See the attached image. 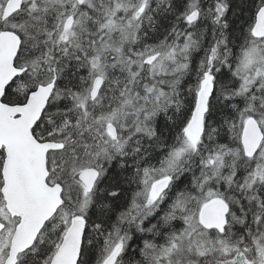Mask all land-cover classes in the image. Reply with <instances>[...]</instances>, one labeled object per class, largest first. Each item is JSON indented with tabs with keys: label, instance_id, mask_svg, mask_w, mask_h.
I'll list each match as a JSON object with an SVG mask.
<instances>
[{
	"label": "trees",
	"instance_id": "16d2710c",
	"mask_svg": "<svg viewBox=\"0 0 264 264\" xmlns=\"http://www.w3.org/2000/svg\"><path fill=\"white\" fill-rule=\"evenodd\" d=\"M61 1L23 0L10 16H0V30L21 38L15 65L26 67L2 100L23 103L38 84L55 79L32 132L63 144L46 155L47 182L64 185L61 205L16 264H49L77 215L85 226L76 264H100L119 243L115 264L261 262L264 157L244 154L241 131L249 117L261 126L264 74H246L241 65L253 46L264 57V37L252 30L264 0H144L140 6V0H90L75 4L79 25L70 34L59 33L58 20L67 13ZM190 12L196 19L186 18ZM206 73L212 89L202 132L190 143L185 127ZM97 74L102 85L90 99ZM3 158L0 148V186ZM88 166L99 174L84 197L77 173ZM161 176H169L168 185L150 199L148 185ZM214 197L229 205L221 233L198 221L200 206ZM2 207L0 193V213ZM192 223L191 232L197 226L207 232L204 253L176 260L173 251Z\"/></svg>",
	"mask_w": 264,
	"mask_h": 264
},
{
	"label": "water",
	"instance_id": "95a60500",
	"mask_svg": "<svg viewBox=\"0 0 264 264\" xmlns=\"http://www.w3.org/2000/svg\"><path fill=\"white\" fill-rule=\"evenodd\" d=\"M20 5V0H6L1 17H8L18 10ZM139 14L140 10H137L136 16ZM196 17V12H190L186 16L188 20H194ZM72 20V15H68L64 25H70ZM252 30L257 37L264 36V4L256 12ZM20 41L21 38L16 31L0 30V148L4 151L0 192L8 214L17 217L8 253L2 264H16L19 253L33 244L44 223L62 202L61 184L47 182L46 154L49 150L61 148L63 144L53 140H38L32 132L35 122L47 105L55 79L38 84L28 92L23 103L9 104L2 100L6 86L26 69L25 66L18 67L14 63ZM150 60L151 57L146 58V61ZM207 75L209 76L208 73ZM101 83L102 76L96 75L89 91L91 99L97 95ZM211 89L212 83L207 80L198 90L195 106L185 128L187 132L195 135L201 133ZM106 128L113 136L116 135L113 123H107ZM263 137L264 132L256 119L249 117L243 122L241 144L246 156L252 157L256 153ZM98 174V169L93 166L79 171L78 177L87 191L92 189ZM168 182L169 176L153 180L148 191L150 199L156 198L166 188ZM228 211L229 205L224 199L214 198L200 206L198 220L205 229L214 228L221 233L227 223ZM4 226L5 223L0 220V232ZM84 226L83 217L73 216L70 219L49 264L77 263ZM121 248L122 243H119L105 256L101 264H115Z\"/></svg>",
	"mask_w": 264,
	"mask_h": 264
},
{
	"label": "rangeland",
	"instance_id": "374dc122",
	"mask_svg": "<svg viewBox=\"0 0 264 264\" xmlns=\"http://www.w3.org/2000/svg\"><path fill=\"white\" fill-rule=\"evenodd\" d=\"M21 1H23V0H21ZM26 1H28L27 2L28 5L31 4V2H30L31 0H26ZM86 1H90V0H62L61 1V4L66 6V8H65V10H63V12L67 11V13L64 14L63 16H61L58 20V22L61 24L59 33L70 34L72 31H74L78 27V25H79L78 20L76 18L74 19V16L72 15V11L74 10L76 3L83 4ZM143 1L144 0H140L139 6H140V4H142ZM5 2H6V0H0V14H1V11H2V8H3V5L5 4ZM139 9H140V7H139ZM67 15H72L73 20L71 21L70 25L64 26V21H65ZM262 55L263 54L259 50V45L253 46V48H251L249 50V52H247L244 56L243 65H241V72H245L246 74H249V75L252 74L255 77L264 74V57ZM153 64H155V63H153ZM207 80L211 81V77H208V75L205 74L203 76L201 82H200V87ZM106 122H110V120H107ZM261 126L264 128V118H262ZM185 133H186V136L188 137L190 143H193V142L195 143L198 136L193 134V133L186 132V130H185ZM259 155L264 157V142H263L262 147L260 146V148H259ZM179 156H180V149L172 152L169 159H168L167 164L172 165V163H174ZM158 178H160V177H158ZM156 179L157 178H155L153 180H156ZM86 194L87 193L84 192V196H86ZM2 208L3 209H1L0 219L6 223V226L2 230V232L0 233V264L2 263L5 256L7 255L9 239H10L12 229L14 226V223H12L13 220L10 219V216L8 215V213L6 212L4 207H2ZM194 226H196V225L192 223V224L187 226V228H188L187 231H186V229H187L186 228L182 232V234L184 233V235L181 237V241H180V244L182 246L176 247V249H174V251H173V257L176 260L184 259L186 256L192 255V254H197L196 258H195V259H197V257H200V255H202L204 253V251H202L201 249H203V248L205 249V246H206L205 241H206V238L208 237L207 232L202 230V229H199L200 226L199 227L197 226L198 228L195 227V230L193 232H191L190 230H193ZM223 249H224V246H222L221 250H223ZM199 250H201L200 251L201 254L199 253ZM236 255L238 257H240V252H237ZM261 260H262L261 262H256V264H264V255L261 256ZM243 261H245V260L243 259ZM252 264H254V262H252Z\"/></svg>",
	"mask_w": 264,
	"mask_h": 264
},
{
	"label": "flooded vegetation",
	"instance_id": "af4514ba",
	"mask_svg": "<svg viewBox=\"0 0 264 264\" xmlns=\"http://www.w3.org/2000/svg\"><path fill=\"white\" fill-rule=\"evenodd\" d=\"M102 85V84H101ZM90 87H91V85H90ZM101 87V86H100ZM100 89V88H99ZM49 152V151H48ZM47 152V153H48ZM77 178H78V173H77ZM78 180H79V183H80V185L82 186V188H83V190H84V192H86V193H90L91 192V190H89V191H87L86 189H85V186H84V184L81 182V180L78 178ZM53 182H55V181H53ZM53 182H50V183H53ZM56 182H58V183H60L61 184V198H63V191H64V185L61 183V182H59V181H56Z\"/></svg>",
	"mask_w": 264,
	"mask_h": 264
},
{
	"label": "bare ground",
	"instance_id": "6f19581e",
	"mask_svg": "<svg viewBox=\"0 0 264 264\" xmlns=\"http://www.w3.org/2000/svg\"><path fill=\"white\" fill-rule=\"evenodd\" d=\"M31 2V1H30ZM127 3V2H126ZM129 5V4H128ZM112 9V8H111ZM132 19V18H131ZM135 25V24H134ZM131 27V26H130ZM124 32H126V31H124ZM131 36V35H130ZM132 40V39H131ZM125 42V41H124ZM96 52V51H95ZM96 54V53H95ZM174 59V58H173ZM172 59V60H173ZM241 64V63H240ZM97 70V69H96ZM100 71H102V70H100ZM258 78V77H257ZM81 87V86H80ZM141 88V87H140ZM78 95V94H77ZM115 116V115H114ZM106 119V118H105ZM114 144V143H113ZM165 160V159H164ZM151 177V176H150ZM264 180V179H263ZM241 190V189H240ZM142 193V192H141ZM143 194V193H142ZM85 197V196H84ZM82 198V197H81ZM252 247V246H251Z\"/></svg>",
	"mask_w": 264,
	"mask_h": 264
}]
</instances>
